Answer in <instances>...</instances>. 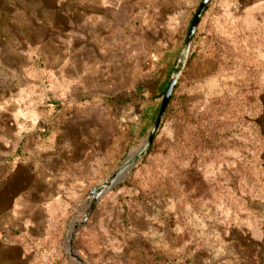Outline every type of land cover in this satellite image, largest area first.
Listing matches in <instances>:
<instances>
[{
    "label": "rangeland",
    "instance_id": "rangeland-1",
    "mask_svg": "<svg viewBox=\"0 0 264 264\" xmlns=\"http://www.w3.org/2000/svg\"><path fill=\"white\" fill-rule=\"evenodd\" d=\"M64 1L0 0L12 147L79 164L44 264H264V0H211L186 50L201 0ZM182 56L174 108L129 164Z\"/></svg>",
    "mask_w": 264,
    "mask_h": 264
},
{
    "label": "crops",
    "instance_id": "crops-1",
    "mask_svg": "<svg viewBox=\"0 0 264 264\" xmlns=\"http://www.w3.org/2000/svg\"><path fill=\"white\" fill-rule=\"evenodd\" d=\"M90 1L64 2L84 6ZM16 106L13 98L0 100V264H44L52 212L79 164L70 146L40 145L25 151L26 156L14 150L20 131Z\"/></svg>",
    "mask_w": 264,
    "mask_h": 264
},
{
    "label": "water",
    "instance_id": "water-1",
    "mask_svg": "<svg viewBox=\"0 0 264 264\" xmlns=\"http://www.w3.org/2000/svg\"><path fill=\"white\" fill-rule=\"evenodd\" d=\"M210 1L211 0H201L200 3L198 4L197 9L194 12L192 19L190 21L189 29H188V32H187V35L185 38V50L189 47V45L192 41V38H193V36L197 30L200 18L202 16L203 12L205 11V9L207 8L208 4L210 3ZM183 60H184V56H182V58L179 59L177 65L175 67L174 73L170 77V80H169V82H168V84L164 90V94H163V97L161 100L160 108H159L158 114H157L156 119H155L154 127H153V129H152V131H151V133L147 139V142H146L144 149L140 152V154H138L135 158H133L129 162V164H133L146 151L147 147L152 142L154 135H155L158 127L160 126V123L162 122V120L164 118L169 99L171 97V94L173 92V89H174L176 81H177V77H178L180 70L183 66ZM127 165L128 164H125L122 167L117 168L115 170V172L112 173L111 177L109 178V181H107L105 185L97 186L92 190L91 196H92L93 200H96L98 195L101 192L109 189L110 187L115 185L121 179V174L123 173V171ZM86 217H87V215L84 216L82 221H85ZM80 223L81 222L75 223L71 227L70 236H69V240H68V246L69 247L71 246V240H72L73 232Z\"/></svg>",
    "mask_w": 264,
    "mask_h": 264
},
{
    "label": "trees",
    "instance_id": "trees-1",
    "mask_svg": "<svg viewBox=\"0 0 264 264\" xmlns=\"http://www.w3.org/2000/svg\"><path fill=\"white\" fill-rule=\"evenodd\" d=\"M206 11H207V9H206ZM163 92H164V89H163ZM174 102H175V98H174L173 94H171V97H170L169 102H168L167 114H169L172 111V109L174 108L173 107ZM176 105H177V103L174 106H176ZM167 114H166V116H167Z\"/></svg>",
    "mask_w": 264,
    "mask_h": 264
},
{
    "label": "built area",
    "instance_id": "built-area-1",
    "mask_svg": "<svg viewBox=\"0 0 264 264\" xmlns=\"http://www.w3.org/2000/svg\"><path fill=\"white\" fill-rule=\"evenodd\" d=\"M3 239H5V237Z\"/></svg>",
    "mask_w": 264,
    "mask_h": 264
}]
</instances>
